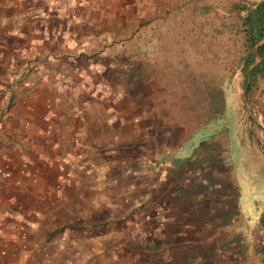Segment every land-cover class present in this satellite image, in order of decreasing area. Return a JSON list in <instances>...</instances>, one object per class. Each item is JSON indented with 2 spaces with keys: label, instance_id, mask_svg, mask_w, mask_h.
I'll return each mask as SVG.
<instances>
[{
  "label": "crops",
  "instance_id": "crops-1",
  "mask_svg": "<svg viewBox=\"0 0 264 264\" xmlns=\"http://www.w3.org/2000/svg\"><path fill=\"white\" fill-rule=\"evenodd\" d=\"M102 5L0 0V264H198L233 226L219 169L166 145L131 60L97 48Z\"/></svg>",
  "mask_w": 264,
  "mask_h": 264
},
{
  "label": "rangeland",
  "instance_id": "rangeland-1",
  "mask_svg": "<svg viewBox=\"0 0 264 264\" xmlns=\"http://www.w3.org/2000/svg\"><path fill=\"white\" fill-rule=\"evenodd\" d=\"M97 4H103L97 27L105 31L97 48H122V58L131 60L128 87L151 112L163 114L166 145L188 136L180 157L185 144H193L198 167L218 168L220 188L231 194L233 226L219 233L223 244L214 258L198 264H262L256 245L262 238L257 218L264 209V75L245 91L240 67L245 1ZM193 146L187 161L195 155L190 154Z\"/></svg>",
  "mask_w": 264,
  "mask_h": 264
},
{
  "label": "trees",
  "instance_id": "trees-1",
  "mask_svg": "<svg viewBox=\"0 0 264 264\" xmlns=\"http://www.w3.org/2000/svg\"><path fill=\"white\" fill-rule=\"evenodd\" d=\"M244 1L245 44L243 54L240 57V67L243 69L242 80L245 82V91L247 92L248 89L252 88L259 74L264 75V0ZM255 57H259V59L256 61ZM221 97L223 100L222 95ZM257 220L258 226L262 228L260 229L262 238L256 245V250L259 251L260 260L264 264V209Z\"/></svg>",
  "mask_w": 264,
  "mask_h": 264
}]
</instances>
